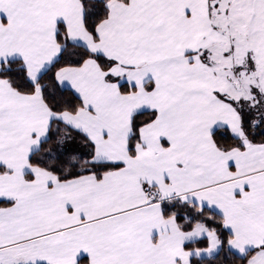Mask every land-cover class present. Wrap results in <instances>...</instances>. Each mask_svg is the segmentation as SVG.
<instances>
[{
  "label": "snow or ice",
  "instance_id": "obj_1",
  "mask_svg": "<svg viewBox=\"0 0 264 264\" xmlns=\"http://www.w3.org/2000/svg\"><path fill=\"white\" fill-rule=\"evenodd\" d=\"M0 264H264V0H0Z\"/></svg>",
  "mask_w": 264,
  "mask_h": 264
}]
</instances>
